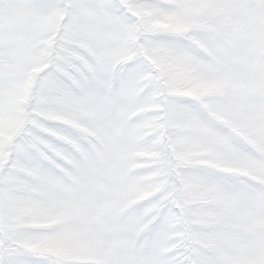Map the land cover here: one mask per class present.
<instances>
[{
    "label": "snow or ice",
    "instance_id": "6c2138e0",
    "mask_svg": "<svg viewBox=\"0 0 264 264\" xmlns=\"http://www.w3.org/2000/svg\"><path fill=\"white\" fill-rule=\"evenodd\" d=\"M0 264H264V0H0Z\"/></svg>",
    "mask_w": 264,
    "mask_h": 264
}]
</instances>
